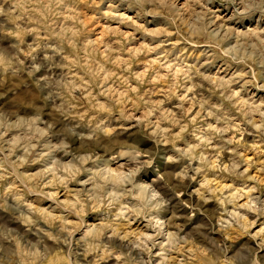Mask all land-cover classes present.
Wrapping results in <instances>:
<instances>
[{"label": "clouds", "instance_id": "clouds-1", "mask_svg": "<svg viewBox=\"0 0 264 264\" xmlns=\"http://www.w3.org/2000/svg\"><path fill=\"white\" fill-rule=\"evenodd\" d=\"M0 264H264V0H0Z\"/></svg>", "mask_w": 264, "mask_h": 264}, {"label": "rangeland", "instance_id": "rangeland-1", "mask_svg": "<svg viewBox=\"0 0 264 264\" xmlns=\"http://www.w3.org/2000/svg\"><path fill=\"white\" fill-rule=\"evenodd\" d=\"M95 30H96V29H94V31H95ZM128 35H130V33H128V34L125 35V39H127ZM105 38H106V37H105V33H104L103 30H101V31H100V35L97 36V40L99 41V40H103V39H105Z\"/></svg>", "mask_w": 264, "mask_h": 264}]
</instances>
